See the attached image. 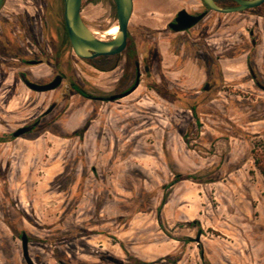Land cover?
Instances as JSON below:
<instances>
[{
  "label": "rangeland",
  "instance_id": "374dc122",
  "mask_svg": "<svg viewBox=\"0 0 264 264\" xmlns=\"http://www.w3.org/2000/svg\"><path fill=\"white\" fill-rule=\"evenodd\" d=\"M182 8L204 15L173 31ZM81 10L98 33L116 23L113 0ZM62 13L63 0L0 10V264H27L23 233L34 264H264V3L223 14L133 0L126 48L87 61L64 42ZM35 40L30 66L19 45ZM54 65L58 89L21 83Z\"/></svg>",
  "mask_w": 264,
  "mask_h": 264
},
{
  "label": "water",
  "instance_id": "95a60500",
  "mask_svg": "<svg viewBox=\"0 0 264 264\" xmlns=\"http://www.w3.org/2000/svg\"><path fill=\"white\" fill-rule=\"evenodd\" d=\"M115 4L116 23L118 30L116 34L110 39H102L93 33V30L86 24L81 15L82 0H63V19L67 32V36L72 47L73 52L81 59L91 60L100 56H112L121 53L127 44L128 38V24L133 11V0H113ZM234 2L231 6H221L215 0H202L204 5L212 11L228 14L234 12H241L250 8L257 7L264 3V0H232ZM4 0H0V10ZM204 13L192 14L186 9L182 8L177 11L173 21L168 23V26L173 31H182L194 26L202 17ZM32 64L36 61H31ZM135 85L120 96L126 95L132 91ZM29 88L35 91H47L53 89L57 85V79L47 84H37L28 81ZM116 95L110 96L113 100ZM23 129H18L13 132V136L17 137L21 134ZM22 252L27 264H34L28 255L27 237L23 233L21 235Z\"/></svg>",
  "mask_w": 264,
  "mask_h": 264
},
{
  "label": "flooded vegetation",
  "instance_id": "af4514ba",
  "mask_svg": "<svg viewBox=\"0 0 264 264\" xmlns=\"http://www.w3.org/2000/svg\"><path fill=\"white\" fill-rule=\"evenodd\" d=\"M232 1V0H231ZM234 4V2L232 1V4L231 5H233ZM220 5V4H219ZM231 5H229V6H231ZM200 13H202V12H197V13H192V14H200ZM28 14L31 16V17H33L34 16V14H36V13H34V12H32V11H29L28 10ZM81 15H82V17L84 18V16H83V14H82V10H81ZM62 16H63V13H62ZM174 19V18H173ZM173 21V20H172ZM63 23H64V19H63ZM117 24V23H116ZM109 27V26H108ZM108 27H106L104 30H106ZM169 27V26H168ZM64 28H65V25H64ZM0 30H3L2 28H0ZM103 30V31H104ZM94 31V30H93ZM2 37V34H0V38ZM109 38H111V37H109ZM107 39V38H106ZM2 41H4V42H2ZM0 40V46H5V48H3V50H7V49H10V44H9V41H8V39L7 40ZM64 42L66 43V42H68V46H70L71 47V45H70V42H69V39H68V36H67V32H66V29H65V40H64ZM20 47H22L23 48V50L24 51H22V53H21V55H20V59H23V57H26V56H35L36 57V59H25L24 61L28 64V65H30V66H34V65H39V64H41L42 63V60H41V58L40 57H38V53H40L41 55H42V52H43V48H42V46L38 43V41L37 40H35V44H33L32 43V46H30V48H28L27 47V44H23V43H20V45H19ZM71 49H72V47H71ZM58 51V49H56V51H54V53H55V56H53V58L54 59H56V57H57V52ZM67 52H70L69 50H67V48L66 47H64L63 49H62V52L61 53H67ZM38 57V58H37ZM68 61H69V59H67ZM31 61H36V63H34V64H32L31 63ZM87 61V60H86ZM56 62V61H55ZM56 63H58V61L56 62ZM55 65H54V67L52 68L53 70H51L50 71V74L51 75H49V77L48 78H46L44 81H34L33 79H31L29 76H28V74L24 71H21L20 73H19V77H20V79H21V83L27 88V89H29L30 91H32V92H45V91H35V90H33V89H31V88H29L28 87V85H27V82L28 81H31V82H35V83H37V84H47V83H50V82H52V81H54L55 80V78L57 79V85L53 88V89H51V90H55V89H58L60 86H61V84H63V80H64V74L62 73V72H58V71H56L55 70ZM30 74H31V76H33L32 74H37L39 77H44V76H46L47 75V73H45V72H42V73H39V72H37L36 70H31L30 71ZM67 88L68 89H73L74 91H77L79 94H81L82 96H84V97H86V99L88 98V99H98V100H103L104 99V97H102V96H91V95H89L88 93H87V91H85L84 89H82L79 85H77L75 82H73V81H71V82H68L67 83ZM51 90H47V91H51ZM83 93H82V92ZM131 94V93H130ZM130 94H126V95H123L122 96V98H124L125 96H128V95H130ZM114 95H118V94H114ZM111 96H113V95H111ZM42 98V97H41ZM40 98V99H41ZM121 98V99H122ZM55 106H56V104L55 103H51L50 105H48V107L44 110V111H42L40 114H43V115H45V114H49V113H51L54 109H55ZM39 118H37L36 117V119L34 120V121H32L31 123H26V124H23V125H21V126H19L18 128H16L15 130H18V129H23V131L21 132V134L19 135V136H22V135H25V134H30V133H32L34 130H35V128H37V126H38V124H39ZM69 120L70 119H68V121H67V128H68V130H72V129H74V128H71V127H73L72 125L70 126V124H69ZM14 130V131H15ZM14 131H12V136H13V132ZM78 134H80V132H78ZM14 137V136H13ZM18 137V136H17Z\"/></svg>",
  "mask_w": 264,
  "mask_h": 264
},
{
  "label": "bare ground",
  "instance_id": "6f19581e",
  "mask_svg": "<svg viewBox=\"0 0 264 264\" xmlns=\"http://www.w3.org/2000/svg\"><path fill=\"white\" fill-rule=\"evenodd\" d=\"M118 30L117 24L110 25L106 30H104L102 33H98L97 31H93V33L97 34V36L101 37L102 39H106L109 37H113Z\"/></svg>",
  "mask_w": 264,
  "mask_h": 264
},
{
  "label": "trees",
  "instance_id": "16d2710c",
  "mask_svg": "<svg viewBox=\"0 0 264 264\" xmlns=\"http://www.w3.org/2000/svg\"><path fill=\"white\" fill-rule=\"evenodd\" d=\"M82 92V91H81ZM83 93V92H82Z\"/></svg>",
  "mask_w": 264,
  "mask_h": 264
}]
</instances>
